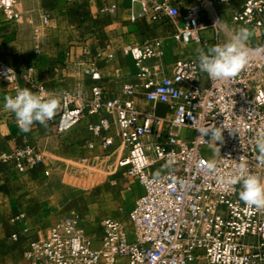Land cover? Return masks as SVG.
<instances>
[{
  "label": "built area",
  "instance_id": "obj_1",
  "mask_svg": "<svg viewBox=\"0 0 264 264\" xmlns=\"http://www.w3.org/2000/svg\"><path fill=\"white\" fill-rule=\"evenodd\" d=\"M23 1L0 0V10L20 23L25 14ZM141 1L147 20L167 18L173 22L179 43L222 44L224 34L230 38L235 34L221 21L217 0L187 4L182 0ZM218 1L229 4L234 0ZM237 1L241 7L233 11L232 22L256 29L260 41L246 42L248 59L237 75L227 80L211 81L200 72L196 58L186 57L157 79L146 61L162 54L158 39L123 47L141 68L139 76L144 79L139 86L122 83V94L131 97L126 99L106 96L100 83L99 62L115 58L113 44L94 53L84 46L83 55L93 57L83 70L92 81L87 92L81 90L82 80L74 90L51 89L37 79L34 66L17 68L0 57V84L7 95L28 87L46 97H61L59 112L51 121L58 131L64 133L89 117L88 146L95 147V138H101L104 147L114 146L118 138L117 169L137 178L145 190L129 213L134 239L121 220L106 218L97 248L80 216L67 215L50 228L45 239L30 241L24 252L26 264H117L119 257H126L128 264H264V208L245 205L239 199V184L226 191L221 183L236 174L242 162L251 172L264 176V155L255 144L257 136L264 133V0ZM117 7L116 3L104 4L102 11L115 13ZM51 17L50 12L43 13L44 29ZM208 31L210 38L206 37ZM42 36L41 28H35L32 40L38 51ZM139 91L147 100L164 105L165 112L142 110L134 99ZM223 123L238 126L240 133L232 135L225 129L224 140L218 144L199 137L198 127ZM184 129L193 135H183ZM215 146L220 152L213 163L204 150ZM2 158L14 161L21 173L46 161V155L30 143ZM79 161L90 163L88 157ZM12 238L18 240L19 234Z\"/></svg>",
  "mask_w": 264,
  "mask_h": 264
},
{
  "label": "crops",
  "instance_id": "obj_2",
  "mask_svg": "<svg viewBox=\"0 0 264 264\" xmlns=\"http://www.w3.org/2000/svg\"><path fill=\"white\" fill-rule=\"evenodd\" d=\"M182 1L187 4L192 0ZM112 3L118 6L115 13L102 11L104 4ZM215 7L224 25L235 31L237 27L232 22V13L241 7L240 3L234 0L225 4L217 0ZM22 9L25 14L20 23L9 20L0 11V57L17 68L34 66L37 79L56 91L74 90L80 80L81 90L88 91L92 81L83 70L93 57L83 55L86 45L93 53L97 48L114 45L115 58L99 62L102 72L100 83L106 96L123 99L131 97L122 94V83L139 86L144 81L139 76L141 68L132 56L124 53V46L160 40L162 54L146 61V65L157 74V79L170 73L179 58L197 59L199 51L213 46L210 42L179 43L173 22L167 18L155 22L147 20L141 0H24ZM45 11L52 17L44 29L41 25ZM184 13L185 8L182 10ZM179 20L183 23L182 16ZM37 27L43 34L39 51L32 40ZM245 28L249 31L247 42L258 43L259 32ZM5 96L6 87L0 84V264H26L28 260L24 252L30 241L45 239L59 219L72 214L80 216L81 225L93 237L97 248L101 244L106 218L121 220L129 237L134 239V225L129 213L145 190L137 178L117 169L120 153L115 147L119 143L118 138L110 147H104L102 139L95 138V147L90 148L89 117L64 133H60L57 124L51 121L47 126L37 122L30 132L24 133L16 123L14 113L3 107ZM134 99L144 111L165 112L164 105L147 100L141 91ZM27 143L42 151L46 161L21 173L14 161H5L2 155L13 154ZM81 157H88L95 167L110 164L104 166L109 176L89 185H85V180L74 178L72 185L89 187L67 200L58 198L55 193L57 185L52 181L57 175L56 170L66 161H78ZM91 174L88 179H93ZM14 233L19 234L18 240L12 238ZM117 264H128V259L119 257Z\"/></svg>",
  "mask_w": 264,
  "mask_h": 264
},
{
  "label": "clouds",
  "instance_id": "obj_3",
  "mask_svg": "<svg viewBox=\"0 0 264 264\" xmlns=\"http://www.w3.org/2000/svg\"><path fill=\"white\" fill-rule=\"evenodd\" d=\"M218 23L220 20L216 24ZM248 38L249 31L246 28H241L230 40L209 46L206 51H199L197 60L200 72L206 73L213 82L235 77L248 59L246 48ZM11 72L12 70L9 69V78ZM64 100H67L66 96ZM61 102L57 96L46 97L31 88L23 87L17 88L15 95L5 96L3 107L14 113L20 130L28 133L37 122L47 126L49 121L55 118ZM197 129L200 133L199 137L216 144L223 142L225 129H228L232 135L241 131L238 126L233 127L225 123L221 125L208 124ZM255 144L259 153L264 155V133L257 136ZM168 163L172 164L173 161L169 160ZM221 183L225 185L226 191H230L232 186L239 184V199L245 205L250 208H264V178L251 172L245 163L242 162L237 173L222 179Z\"/></svg>",
  "mask_w": 264,
  "mask_h": 264
},
{
  "label": "rangeland",
  "instance_id": "obj_4",
  "mask_svg": "<svg viewBox=\"0 0 264 264\" xmlns=\"http://www.w3.org/2000/svg\"><path fill=\"white\" fill-rule=\"evenodd\" d=\"M2 11V10H0ZM230 19V16H228ZM236 27L245 28L244 26L236 25ZM235 29V32L238 31V29ZM239 28V29H240ZM234 31V29H232ZM206 37H211V32H206ZM223 41L224 43L227 40H230L231 38L224 34L223 35ZM212 45H216L215 42L209 41ZM175 131H178V129H175ZM183 135H193L192 132L184 129L182 130ZM219 148L213 147L211 149H205L204 154L206 157H208L213 163L217 160L219 155ZM104 166H110V164H104ZM103 164L99 165L98 167H95L92 163H80V161H66V164L63 165L61 168L56 170L57 175H55V178H52V181L57 185V197L63 200L69 199V197L76 195L77 193H80L83 189L89 187V186H74L72 183L74 182V178H77L78 180H85L87 183L85 185H89L90 183H96L97 181H101L103 177H107L108 171L104 170ZM109 168V167H108ZM107 169V168H106ZM108 170V169H107ZM92 172V174H91ZM92 175L93 179L89 178V175ZM264 178V176H262ZM84 185V183H83Z\"/></svg>",
  "mask_w": 264,
  "mask_h": 264
}]
</instances>
